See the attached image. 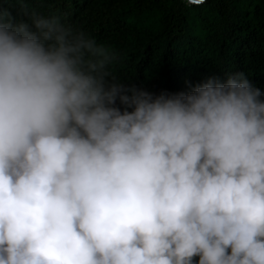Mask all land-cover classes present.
<instances>
[{
  "label": "trees",
  "instance_id": "16d2710c",
  "mask_svg": "<svg viewBox=\"0 0 264 264\" xmlns=\"http://www.w3.org/2000/svg\"><path fill=\"white\" fill-rule=\"evenodd\" d=\"M34 166L85 202L44 251ZM19 209L0 264H264V0H0V224Z\"/></svg>",
  "mask_w": 264,
  "mask_h": 264
},
{
  "label": "clouds",
  "instance_id": "9594fccd",
  "mask_svg": "<svg viewBox=\"0 0 264 264\" xmlns=\"http://www.w3.org/2000/svg\"><path fill=\"white\" fill-rule=\"evenodd\" d=\"M62 150H66L68 152L69 147L66 143H57L55 146L51 147L49 152L58 157ZM53 170L54 169H48L45 166H34L27 168V170L24 171L28 176L27 197L31 199L33 194H38L36 205L33 209H30V221L35 225L37 220H41L47 228V233H45L46 236L42 240L40 237H36V240L33 238L35 245L43 251L44 241L48 232L64 234L68 230L75 228L77 225H79V223H83L86 217V213H83V206L81 211L76 214L70 209L72 205H83L85 203L75 199L77 192L72 186L70 178L66 187V191H64L60 181L55 179ZM165 191L168 192L167 197L172 198V187L168 186L164 192ZM159 196L161 197L160 194ZM22 215L24 214L21 213V209H19L15 216L6 217L5 220L0 224V234L9 240L11 245L15 244L12 240L13 237L9 231L7 222L9 220H18ZM111 217L116 227L118 229H122L118 225L117 215L114 214L111 215ZM97 222L98 224L93 223L89 226V229L85 235L94 236L95 242H97L100 236L103 235L110 236L113 240H115L109 232L107 222L105 220H97ZM35 230L36 234L40 232V230L36 227ZM13 236L16 238L20 236L26 239L32 238L31 235L22 232L13 234ZM57 244L60 243L58 242ZM50 252L52 251L50 250ZM79 254L81 257L84 254H87V258L83 259L81 264H104L103 257L100 255V251H98L97 246L94 244H82Z\"/></svg>",
  "mask_w": 264,
  "mask_h": 264
},
{
  "label": "water",
  "instance_id": "95a60500",
  "mask_svg": "<svg viewBox=\"0 0 264 264\" xmlns=\"http://www.w3.org/2000/svg\"><path fill=\"white\" fill-rule=\"evenodd\" d=\"M187 1L192 4H200L203 3L205 0H187Z\"/></svg>",
  "mask_w": 264,
  "mask_h": 264
}]
</instances>
